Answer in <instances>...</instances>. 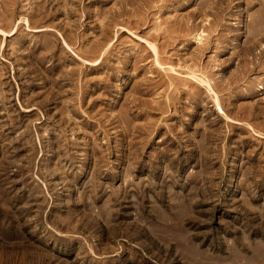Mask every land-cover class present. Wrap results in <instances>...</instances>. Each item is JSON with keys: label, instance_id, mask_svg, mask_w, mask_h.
Returning a JSON list of instances; mask_svg holds the SVG:
<instances>
[{"label": "rangeland", "instance_id": "rangeland-1", "mask_svg": "<svg viewBox=\"0 0 264 264\" xmlns=\"http://www.w3.org/2000/svg\"><path fill=\"white\" fill-rule=\"evenodd\" d=\"M0 31V264H264V0H0Z\"/></svg>", "mask_w": 264, "mask_h": 264}, {"label": "bare ground", "instance_id": "bare-ground-1", "mask_svg": "<svg viewBox=\"0 0 264 264\" xmlns=\"http://www.w3.org/2000/svg\"><path fill=\"white\" fill-rule=\"evenodd\" d=\"M13 30H14V29H13ZM37 31H38V30H37ZM0 32L4 34L3 31H0ZM8 33H9V32H8ZM14 34H15V32H11V33H10V35H14ZM10 35H9V36H10Z\"/></svg>", "mask_w": 264, "mask_h": 264}]
</instances>
